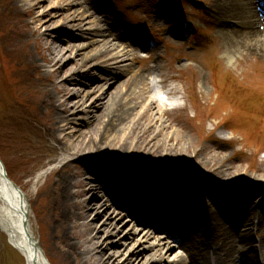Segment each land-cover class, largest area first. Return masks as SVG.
Instances as JSON below:
<instances>
[{"label": "rangeland", "instance_id": "1", "mask_svg": "<svg viewBox=\"0 0 264 264\" xmlns=\"http://www.w3.org/2000/svg\"><path fill=\"white\" fill-rule=\"evenodd\" d=\"M154 1L0 0V161L9 178L27 196L37 240L50 264H59L43 226L47 194L53 187L50 172L60 167L64 160L76 161L80 157H68L59 150V145L49 137L43 125L41 116L45 109L39 110L41 116L38 114L39 94L33 91L31 70L25 63L30 46L24 43V39L29 37L26 32L30 29L60 36L58 43L65 50L69 45H80V56L87 54V62L78 56L79 61L75 64L70 60L75 50L72 54L64 51V57H69L67 62H70L62 69L73 75L74 89L85 93L95 88L97 92L89 96L87 104L104 91L116 90L117 95L125 97L126 105L133 109L128 110L130 117L122 122V133L108 134L110 138L115 135L117 138L124 132L128 136L129 149L125 152L128 160L122 166L138 168L144 173L153 172L154 168H177L189 170L187 172L202 178L210 176L208 186L214 187L216 194L225 199V210L234 220L238 218L243 203L246 205L250 198L245 190L226 193L228 187L243 183L245 187L259 185L262 191L264 189V43L260 40L264 36L258 27L252 31L247 28L246 31L250 32L246 34L245 29L232 21H219L215 15H218V9L223 11L221 0H158L156 4ZM74 10L76 15L90 16V20L82 24V30L87 34L96 30L102 19L110 26V33L119 39L111 43V39L105 38L103 43L94 42L86 47L91 39L79 38V27L72 31L64 26L65 21L75 15L72 14ZM69 24L77 25V22ZM227 29L234 30L237 42L234 47H240L236 49L238 52L232 64L224 58L227 45L222 42V35H218ZM71 31L77 37L69 38ZM244 37H248V41ZM106 42L107 46H113V54L123 59L121 66L103 62ZM183 55L187 56L186 59ZM87 70H91L90 75ZM129 73H142L144 84L128 85V91L124 93L123 82ZM102 77L108 82L101 81ZM156 92L166 93L171 103L158 101ZM142 95L155 102L149 113V124L138 120L148 103L141 102ZM80 110L76 115L78 123L85 118ZM141 133L149 144L169 149L161 151L160 148L158 152L135 148L139 147L135 144ZM176 151L184 156L183 161H167L177 157ZM210 155L217 156L219 162L214 165L206 162ZM39 175L41 178L37 181ZM150 188L154 189L153 184ZM262 191L247 205H257L258 198L263 196ZM192 197L188 202L195 207L200 198L196 193ZM82 200L95 205L102 199L89 194ZM136 205L142 207L136 212L142 211L141 216L150 220L149 212L158 207V202L137 201L132 207ZM211 209L214 211V207ZM160 226L172 228L166 222ZM208 230L207 226L203 228V234ZM252 242L251 249H256L258 242L264 243V225L252 234ZM162 260V264L173 263L171 256ZM0 264H25L1 235ZM256 264L261 263L257 261Z\"/></svg>", "mask_w": 264, "mask_h": 264}, {"label": "bare ground", "instance_id": "2", "mask_svg": "<svg viewBox=\"0 0 264 264\" xmlns=\"http://www.w3.org/2000/svg\"><path fill=\"white\" fill-rule=\"evenodd\" d=\"M221 6L223 11L218 9V14L223 20L240 25L246 34L258 27L259 33L264 36V10L254 6L252 0H221ZM72 14L76 15V11ZM75 15L65 21L64 26L72 31L79 27V38L91 39L86 47L94 42L103 43L105 38L111 39V43L119 39L110 33V26L102 19L99 20L101 25L87 34L82 30V24L90 20V16ZM72 22H77V25L69 24ZM247 28L250 31H246ZM72 31L69 38L77 37ZM26 33L29 37L24 39V43L30 49L25 63L31 70L33 91L39 94L37 111L45 109V114H38L43 118L49 137L59 145V150L68 157H80L76 161L66 159L60 167L50 172L53 187L47 194L43 226L47 242L58 263L162 264L164 257L171 256V264H253L256 257L246 253L250 244H253L252 234L264 225V189L262 191L259 185L245 187L243 183L226 189V193L245 190L250 198V201L245 202L247 204L251 203V198L263 192L262 198H258L260 201L256 200L259 201L257 205L243 203L238 218L234 220L225 210V199L216 194L214 187L208 186L211 181L209 179H212L210 176L202 178L187 172L189 170L177 168H154L156 170L153 172L144 173L138 168L122 166L128 160L125 157L129 149L128 136L124 132L117 138L116 135L110 138L108 134L120 132L124 126L122 122L130 117L133 109L126 105L125 97L117 95L116 90L110 93L104 91L87 104L89 96L97 92L95 88L85 93L74 89L73 75L69 71H62L70 60L76 64L78 56L81 61H88L87 54L80 56V45H69L65 50L58 43L60 36L40 33L36 29ZM234 34V30L229 29L218 34L222 35V42L227 45L223 55L229 64L233 63L240 49L239 46L234 47L237 44ZM93 37L98 39L93 40ZM244 38L248 41V37ZM260 40L263 44L264 39ZM107 45L108 42L104 45L103 62L121 66L123 59L113 54V46ZM72 47L75 49H70ZM73 50L76 52L74 57H64V51L72 54ZM67 58L70 59L68 62ZM90 71L87 70V74ZM143 76L142 73H129L123 82L126 88L124 93L129 86L144 84ZM103 77L101 81L107 83L108 80ZM153 88L156 89V86L153 85ZM167 96L166 93H155V98L163 104L171 103ZM148 99L142 95L141 102L148 103L138 117V120L146 123L151 121L149 113L155 104ZM79 110L85 116L81 123L77 122L76 117ZM84 126L89 128L82 130L80 127ZM136 141L135 146L139 144V147H135L137 149L158 151L162 148L161 151H164L167 148L149 144L143 134L137 136ZM116 142L117 147L114 146ZM174 153L177 157L167 161H183L181 152ZM206 162L214 165L219 159L210 155ZM40 178L39 175L36 180ZM152 184L153 190L150 188ZM194 193L200 198L195 207L188 202ZM89 194H95V198L97 196V199L102 200L95 205L88 204L82 199ZM137 201L146 204L158 202V207L149 213L150 221L135 212L132 205ZM30 211L27 196L9 178L0 161V235L22 257L25 264H50L37 240ZM174 220L176 225L173 228ZM167 221L175 232H168L160 226ZM206 226L209 230L204 235L202 230ZM158 232L160 236L156 235ZM258 245L257 248L264 249V243ZM174 248L176 251L172 252ZM261 249H257L258 253H261ZM263 254L264 250L260 255Z\"/></svg>", "mask_w": 264, "mask_h": 264}]
</instances>
